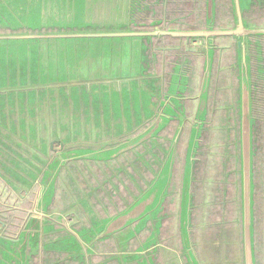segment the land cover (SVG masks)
Segmentation results:
<instances>
[{"label": "flooded vegetation", "instance_id": "obj_1", "mask_svg": "<svg viewBox=\"0 0 264 264\" xmlns=\"http://www.w3.org/2000/svg\"><path fill=\"white\" fill-rule=\"evenodd\" d=\"M209 1L202 0L203 27L195 29L182 27L186 23L185 18L175 15H182L177 12L180 9L179 0H141L143 7L135 15L136 28L151 25L152 28L147 32L155 33L151 35L154 38L149 43V48L152 50L149 68L145 69L149 71V77L145 81L147 80L150 85L144 84L147 88H156L155 96L158 94L164 100L163 103L167 104L171 94H168L166 88L173 89V84L177 81L170 78L169 74L179 67L181 78H185L184 87L188 91L191 84L194 87L191 94L190 92L185 96L179 94L181 97L192 98L182 100L181 108L189 112L203 109L205 116L206 129L203 128L201 138L204 142L198 146L192 165L194 186L191 189V198L193 197L194 205L191 215V238L197 237L198 241L195 240L189 245L186 238H183L181 218L183 202L178 196L171 197V201L175 202L176 213L180 207L176 218L180 261L182 259L185 264H193L192 260L196 258L199 262L206 264L203 255L210 254L208 245L216 249L214 243L223 241L225 246L221 250L228 251L226 254L228 260L236 261V264H249V245L236 246L234 243L236 237L229 227L233 220L225 224V214L228 211L226 192L223 193L225 202L221 207L220 227L214 228V223H210L205 224L203 231L199 230L198 219L209 221L210 209L203 205L201 212L204 216L203 218L200 216L198 208L201 206L196 201V186H198V178L199 181L203 178V176L200 178L198 173V165L202 160L206 165H211L214 155L218 154L220 175L228 182H230L231 173H234L237 168L233 158L234 152L240 154V158L244 161L241 123L245 109L248 122V151L252 146L255 154L254 207L256 213L260 211L264 223L260 194L262 190L264 191V184H262L264 183V166L257 163L258 149L254 147L258 139V126L264 123V23L256 22L254 15L258 10L264 9V0H245V2L238 0L239 11L234 0H227L225 24H222L219 11L216 9L217 0H213L215 3L213 13L212 16L209 15ZM171 6L174 7L171 8ZM195 10L192 6L190 7V12ZM147 14H152V18L147 19ZM161 24L162 27H159ZM196 32H202L204 35H182V33ZM181 58L182 62H180ZM227 65L233 84L232 103L229 88L223 83L224 78L221 75L224 70L222 67ZM140 85L143 86L142 83ZM155 102L156 99L154 102L149 101L155 115L151 118L143 117L139 123L132 122L130 126H126L121 120H118L115 125L113 121L104 122V115L99 114L71 112L60 116L55 109L52 110L53 113L47 114L50 116V121L46 122L47 126L34 129L30 133L33 138L20 141L24 133L18 128L21 123H25L21 119L26 116L14 109L6 108L5 105H9L10 102L6 103L0 98V158H2L0 159V179L9 182H26L25 177L31 176L29 178L31 185L27 190L32 188L33 184L40 186L38 177L45 179L47 184L53 185V195L49 196L50 201L45 207L41 204L40 197L43 187L40 186L42 189L38 194V205L41 204V208L45 211L42 212L39 207L38 209L42 213H47V218L33 217L28 211V214L25 213V218L18 220L17 227L15 224L16 232L12 238L0 232V264H156L157 262L169 264L165 260L164 252H171L174 254L171 255L172 257H175L177 253L166 247L165 239L162 238L165 235L164 220L170 212V208L167 210L165 207L168 197L142 194L149 192L154 175L164 161V152L172 148L175 149L177 158L171 161L170 166L171 169L173 166L174 175L176 174L175 184L180 188L191 124L190 121H185L180 128L176 117L170 114L165 121L160 117L155 119L161 109L159 106L154 107ZM170 111L174 113L173 108ZM59 117H62L63 121L59 122ZM212 121L215 124L213 130L211 129ZM193 123L194 121L192 125ZM7 128H16V131L10 134ZM223 128H225L224 135L221 132ZM212 133V139L221 140V145H209ZM124 144H130V150L117 154L110 162L111 164L88 158L70 161L66 165L58 164L56 173L45 171V167L48 168L50 163L59 160L58 154L62 152L73 149L96 151L116 148ZM68 147L69 150H67ZM231 163L234 165L233 169H229ZM227 169L229 171H226ZM237 182L234 176L232 184L235 187ZM58 199H62L63 204L56 207ZM89 199H93V202ZM153 207L155 210L152 212V219L148 218L146 223L155 224L157 243L152 245V249L144 250L143 254L135 253L139 256L138 258H130L132 249L146 239L145 234L142 236L136 234L134 241L138 243L129 245L128 250L119 251L118 240L121 230L133 218H138L141 216L140 213H145ZM124 208L125 211H122ZM8 209L5 205L4 211L0 210V215L2 216ZM136 211L138 213H135ZM232 212L234 213L233 209ZM104 216L112 217L111 222L105 224L104 233L97 230L93 233L92 229L95 226L93 222H99ZM119 217L125 222L113 221L114 218ZM40 221H47V231L42 233V237L38 231ZM29 223H32L29 229L33 234L28 233L29 236L34 235L32 241L26 238L24 241L2 242L3 238L15 240ZM85 229L91 230V234L87 235ZM83 237L87 241H82ZM96 238L104 241H93ZM246 238L245 230L241 233V241ZM72 239L79 241H69ZM204 241H210V244H204ZM108 249L114 253L109 254ZM123 255L128 256L126 261H120V256ZM174 259L177 260L176 257Z\"/></svg>", "mask_w": 264, "mask_h": 264}, {"label": "rangeland", "instance_id": "obj_2", "mask_svg": "<svg viewBox=\"0 0 264 264\" xmlns=\"http://www.w3.org/2000/svg\"><path fill=\"white\" fill-rule=\"evenodd\" d=\"M179 1L180 9L177 12H180L182 15H175L185 18L186 23L182 27L202 28L204 19L202 0ZM80 3L82 4V0H80ZM54 4L57 5L55 13L53 12ZM86 4L89 6L88 12L82 13L81 9H79L77 13L72 12L70 14L72 8L78 7L76 0H0V98L5 100L6 103L10 102L9 105H5L6 108L14 109L19 114L26 116L21 119L25 123H21L20 128H18L20 132L24 133L20 141L33 138V135L30 133L34 129L47 126L48 123L46 122L50 121V116L47 114L53 113L52 110L55 109H57L58 115L60 116L71 112H82L87 115L99 114L104 115V122L113 121L115 125L118 120H121L125 122L126 126H130L132 122L139 123L143 117L151 118L156 114L152 109V104L149 103V101L154 102V99H156L154 107L159 106L161 109L155 116V119L160 117V119L165 121L168 114L174 115L180 123V128L183 127L185 121H190V137L186 152V164L180 188L175 184L176 174L174 175L173 166L172 169L170 166L171 161L177 158L176 151L172 148L164 152V161L154 175L149 192L142 194L168 197L165 207L167 210L170 208V212L168 213L167 219L164 220L165 235L162 238L165 239V246L173 249L177 253L175 255L177 260L171 256L174 254L169 251L164 252L165 260L169 264H185L184 260L183 262L182 259L180 261V247L177 233L176 218L180 207H178L176 213L175 202L173 203L171 201V197L178 196L182 199V235L190 245L193 241H198L197 237L196 239L191 238V215L194 205L193 197L191 198V189L194 186L192 179L193 161L198 152V146L204 142L201 141L202 130L205 128L203 109L189 112L181 108L180 104L182 100L192 99L191 97H181V95L185 96L188 92L191 94L194 87L191 84L189 91L184 87L183 82L185 78H181V70L179 67L176 71L169 74L170 78H174L177 81L173 84V89L170 88L168 90L166 88L168 94H171L167 104L163 103L164 100L158 94L155 96L156 88L151 89L145 86L144 83L150 85L147 80L145 81L149 77V71L145 69L149 68V57L152 55L149 43L154 38L153 36L133 34L130 36L111 37L83 36L82 38H52L55 35L70 34V28L67 29L68 31L65 28L68 23L74 24L75 22L79 27H83L80 32L84 34L107 32H130L131 34L136 31H148L152 28L151 25L136 28L137 21L135 18L136 14L134 13L132 17L130 16L129 24L126 21V15L122 11V7H118L117 16H113L108 21L95 19L91 14V4ZM226 4L227 0H217L216 9L219 11L222 24H225ZM48 5L51 6L50 15H46ZM191 6L196 9L195 12H190ZM173 7L171 6V8ZM36 10L45 11V15L34 13L33 11ZM135 11L139 13L140 10L136 9ZM173 12L175 13V11ZM151 15L147 14V19L152 18ZM254 18L256 22L264 23V9L261 11L258 10ZM159 27H162V24ZM167 27L169 26L167 25ZM224 27L228 28L225 25ZM16 35L20 38L26 37L27 40L5 41L1 39L4 36ZM37 38L40 39L38 40ZM182 61L183 59L181 58L180 62ZM222 69H224L222 71L223 73H221L222 78H224L223 83L229 88V97L232 103L233 96L231 93L233 84L231 83L228 65L222 67ZM203 101L204 96L202 97ZM172 108L174 113L170 111ZM188 116H190L189 119ZM60 121H63L62 117H59ZM192 121H194L193 125ZM241 127L244 161L240 158V154L234 152L233 158L236 161L237 168L234 173H231V183L223 179L222 175H220L221 167L220 162L218 163V154L214 155V159L210 162L211 165H206L203 160L198 165L200 178L203 176L200 181L198 178V186H196V201L201 206L198 208L200 216L202 218L204 216L203 212H201L203 205L210 209V213H208L209 221L198 219V228L200 231H203L206 227L205 224L208 225L210 223H214V228L220 227L219 220L222 216L221 207L225 202L223 200V193L226 192L228 200V205L226 204V206H228V211L225 214V224L227 225V223L233 220L229 227L236 237L234 240L235 245L241 246L243 244L246 246L248 244L250 264H264V223L260 211L256 213L254 207L253 184H256V179L253 181L255 154L252 146L248 151V122L245 109ZM214 128L215 124L212 121L211 129L213 130ZM263 128L264 123H261L258 126V139L254 144V147L256 146L255 148L258 149L257 163H260L262 166H264ZM7 131L12 134L16 131V128H7ZM221 132L224 135L225 128ZM212 138L213 133L210 135L209 145L222 144L221 140H213ZM60 160L61 158L50 163L48 168L45 167V171L56 173ZM233 168L234 165L232 163L229 164V169ZM40 169L42 168L40 167ZM226 171L229 170L227 169ZM234 176L235 182L238 181L236 187L232 184ZM29 178L31 176L25 177L26 182H9L0 179V210H3L5 205L9 208L2 216L0 215V232L8 238L14 236V232H16L15 224L16 227L19 225L18 220L25 218L26 212L28 214L29 211L30 215L32 214L33 217H38L39 219L47 218V213H42L45 209L41 208V204L45 207L49 203L50 197L53 195V185H50V183L47 184L45 179L43 180L42 177H38L40 186L43 187L40 195L41 204L39 206L38 194L42 188L37 184H33V187L27 190L28 186L31 185ZM262 193H260L262 197L261 210H264V195ZM254 197L256 198V195ZM62 201V199H58L56 207L61 206L63 204ZM89 201L93 202V199H89ZM185 204L186 206H184ZM38 207L41 208L42 212ZM153 208L145 213H140L141 216L133 218L121 230L122 232L118 240L120 244L119 251L128 250L129 245L138 243L134 241L136 234L138 236L145 234L146 239L139 242V246L132 249L130 258H138L139 256L135 255V253L143 254L144 250L152 249V245L157 243L155 224L146 223L148 218L150 220L152 219V212L155 210ZM122 211H125V208ZM135 213H138V211ZM111 218L104 216L99 222L94 221L93 225L95 224V226L92 232L95 233V230H97L98 232L104 233L106 228L105 224L111 222ZM128 220L130 221L131 219L129 218ZM140 220L142 221L140 222ZM46 222L40 221L38 223L40 237H42V233L47 231ZM31 226L32 223L27 224V227L15 240L3 238L4 240L2 242L24 241L26 238L28 241H32L34 235H28V233L33 234L29 229ZM245 230L247 232V238L241 241V233ZM85 231L87 235L91 234V230L85 229ZM221 237L222 234L220 231V240ZM69 241L79 240L72 239ZM82 241H87V239L83 237ZM93 241L104 240L96 238ZM204 244H210V241H204ZM208 246L210 248V254L203 255L206 264H236V261L226 258L227 250L225 252L221 250L225 246L223 241L214 243L217 250L211 245ZM15 248L18 249L17 247ZM16 249V253L19 254ZM107 252H110L109 254L114 253L110 249ZM239 258L241 259V257ZM127 259V255L120 256V261H126ZM193 259V264H203L196 258Z\"/></svg>", "mask_w": 264, "mask_h": 264}, {"label": "water", "instance_id": "obj_3", "mask_svg": "<svg viewBox=\"0 0 264 264\" xmlns=\"http://www.w3.org/2000/svg\"><path fill=\"white\" fill-rule=\"evenodd\" d=\"M78 7H74L70 10V14L77 13L79 9H81L82 13L88 12L89 11V6H87L86 3L91 4L92 9H91V14L94 16L95 19H100V20H105L108 21L109 19L116 17L118 14V7H122V11L126 15V21L130 24V16L132 17V14H136V9H141L143 7V4L141 0H82V4L80 3V0H76ZM235 6L238 10V0H234ZM81 5V6H80ZM51 6L48 5V10L46 11V15H50V10ZM53 12H56L57 5L54 4L53 7ZM34 13H37L38 15H45V11H33ZM240 18L239 12H238V19ZM239 27H241V24L239 23ZM70 28V34H63V35H55L52 38L57 39V38H70V37H80L82 38L83 36H97V37H111V36H130V35H139V36H151L154 35L155 33H150L147 31H136L135 33H91V34H84L81 33V28L77 25L75 22L73 23H68L67 27L65 28L66 31L67 29ZM76 29V30H75ZM224 33H231V32H224ZM177 34V33H174ZM182 35H204L202 32H196V33H182ZM16 36H4L1 39L2 40H20V39H26V37H17ZM30 39V38H28ZM38 40L40 38H37ZM250 264V260H249Z\"/></svg>", "mask_w": 264, "mask_h": 264}, {"label": "crops", "instance_id": "obj_4", "mask_svg": "<svg viewBox=\"0 0 264 264\" xmlns=\"http://www.w3.org/2000/svg\"><path fill=\"white\" fill-rule=\"evenodd\" d=\"M70 148L68 147L67 150ZM130 150V144H124L120 145L119 147L116 148H107V149H98L96 151H83L81 149L78 150H71V151H65L60 154H58L59 158H61V161H59L60 165H66L70 161H75V160H83V159H92L94 161H99V162H112L115 156L117 154H120L125 151ZM107 164V163H106ZM111 164V163H110ZM113 221H122L125 222L121 217L118 219L114 218Z\"/></svg>", "mask_w": 264, "mask_h": 264}, {"label": "trees", "instance_id": "obj_5", "mask_svg": "<svg viewBox=\"0 0 264 264\" xmlns=\"http://www.w3.org/2000/svg\"><path fill=\"white\" fill-rule=\"evenodd\" d=\"M243 2H245V0H242ZM214 1L213 0H210L209 2H208V13H209V15L210 16H212V13H213V9H214Z\"/></svg>", "mask_w": 264, "mask_h": 264}]
</instances>
